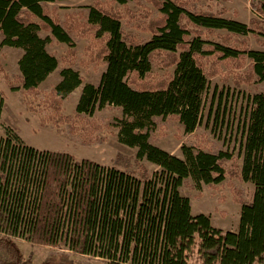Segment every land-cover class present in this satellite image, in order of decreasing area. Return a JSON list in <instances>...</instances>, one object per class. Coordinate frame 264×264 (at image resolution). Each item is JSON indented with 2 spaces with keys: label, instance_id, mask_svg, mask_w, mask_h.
I'll return each mask as SVG.
<instances>
[{
  "label": "trees",
  "instance_id": "obj_1",
  "mask_svg": "<svg viewBox=\"0 0 264 264\" xmlns=\"http://www.w3.org/2000/svg\"><path fill=\"white\" fill-rule=\"evenodd\" d=\"M55 2L0 0L1 45L23 52L13 90L21 91L27 108L44 113L42 126H67L84 144L104 142L97 108H121L119 140L138 147L137 161L146 158L160 170H143L138 178L90 158L35 148L8 128L0 138V249L8 257L0 264H34L18 238L65 250L39 264H76L72 253L108 264H189L195 251L198 264H264V19L248 24L227 16L226 8H202L201 0H95L64 15ZM250 3L264 15V0ZM53 39L68 46L62 66L47 49ZM82 39L88 41L84 62L105 67L97 83L84 84L75 113L65 114V98L84 81L75 68ZM58 68L59 82L43 90L40 84ZM214 77L253 89L239 155L196 142L182 145V158L153 144L159 118L179 121L185 134L198 139ZM3 105L0 91V117ZM227 176L241 204L237 231L193 214L180 190L215 186ZM243 182L254 185L250 199Z\"/></svg>",
  "mask_w": 264,
  "mask_h": 264
},
{
  "label": "rangeland",
  "instance_id": "obj_2",
  "mask_svg": "<svg viewBox=\"0 0 264 264\" xmlns=\"http://www.w3.org/2000/svg\"><path fill=\"white\" fill-rule=\"evenodd\" d=\"M95 0H56L60 6L62 15L76 10H86L93 5ZM148 7H153L150 2H143ZM53 5V3L51 4ZM200 5L204 9H212L216 12L223 8L228 10L227 16L236 18L245 23H250L251 18L259 17L264 19V15L255 12L250 0H201ZM132 8L138 9L135 1L130 2ZM132 32L134 30L128 29ZM225 33V31L217 30ZM46 35L47 33H43ZM215 37V36H212ZM0 36V91L4 97V105L0 117V138L6 135L8 128L16 131L24 142L38 149L52 151L69 152L76 156L78 160L90 158L107 167H115L143 178V170L153 174L160 170L156 164L144 158L137 161V146H129L119 140L120 122L122 117L121 108L107 104L103 108H97L94 117L105 125V129L100 133L104 139L103 143L84 144L80 135H72L67 126H54L47 121L45 126L41 125L43 112L30 110L24 104V96L20 90H13L12 85H19L20 70L18 60L22 55V50L1 45ZM251 44L256 46L252 37ZM88 41L79 40L76 44L77 59L76 69L83 77V83L78 86L64 100L63 111L65 114H74L80 99L84 84L97 83L104 70V64L95 65L85 63L88 59L86 47ZM49 52L56 54L61 66L65 64L63 58L68 49L67 44L58 42L56 39L47 44ZM173 69H171L172 71ZM60 68L53 71L48 78L40 84L43 90H51L59 82ZM154 72L164 75L166 69L154 67ZM264 83V82H263ZM222 93V99L219 98ZM253 92L252 86L236 85L232 79L223 81L219 77L210 79L209 91L206 94L202 122L198 128V139L193 135L185 134L183 125L171 118L158 119L155 129L151 134V142L164 150L184 158L182 145H191L199 142L205 144L213 150L230 149L239 155V144L242 139V120L246 109L247 96ZM216 93V97H214ZM220 106V108H218ZM118 153L121 156H118ZM241 160V158H239ZM230 164V162L228 163ZM226 180L209 186L205 183L198 188L183 186L180 190L184 196L191 200L192 212L194 214L205 213L210 216L212 223L223 230L237 231L240 225L241 204L236 201V193L229 187ZM239 180L237 183L239 184ZM244 198L250 199L254 192V185L250 182H243ZM25 257H30L34 264H39L54 253L65 251L59 247L49 245H39L31 243L23 238L16 239ZM0 257L7 258L5 250L0 249ZM72 258L76 264H108L101 258L78 255L72 253ZM189 264H198L196 251L191 255Z\"/></svg>",
  "mask_w": 264,
  "mask_h": 264
},
{
  "label": "crops",
  "instance_id": "obj_3",
  "mask_svg": "<svg viewBox=\"0 0 264 264\" xmlns=\"http://www.w3.org/2000/svg\"><path fill=\"white\" fill-rule=\"evenodd\" d=\"M194 214V213H193Z\"/></svg>",
  "mask_w": 264,
  "mask_h": 264
}]
</instances>
